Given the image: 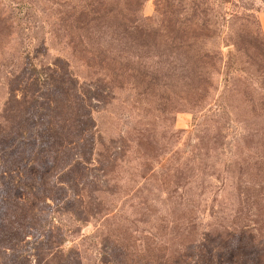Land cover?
I'll use <instances>...</instances> for the list:
<instances>
[{"label": "rangeland", "instance_id": "rangeland-1", "mask_svg": "<svg viewBox=\"0 0 264 264\" xmlns=\"http://www.w3.org/2000/svg\"><path fill=\"white\" fill-rule=\"evenodd\" d=\"M124 8L195 90L70 44ZM0 264H264V0H0Z\"/></svg>", "mask_w": 264, "mask_h": 264}, {"label": "trees", "instance_id": "trees-1", "mask_svg": "<svg viewBox=\"0 0 264 264\" xmlns=\"http://www.w3.org/2000/svg\"><path fill=\"white\" fill-rule=\"evenodd\" d=\"M108 15H118L119 20L112 29L104 27L102 33L111 31L115 37L70 43L78 51H87L88 62L96 60L106 76L129 80L137 77L142 84L157 79L155 85L162 86L165 80L177 76L181 86L195 90L196 80L201 77L200 59L189 45L180 42V27L168 31L155 27L152 19L127 8L103 11L101 19Z\"/></svg>", "mask_w": 264, "mask_h": 264}]
</instances>
